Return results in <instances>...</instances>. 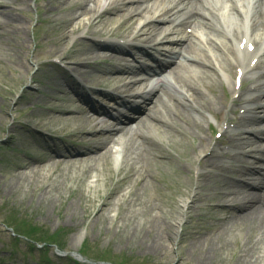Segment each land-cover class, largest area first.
Instances as JSON below:
<instances>
[{
	"label": "rangeland",
	"instance_id": "1",
	"mask_svg": "<svg viewBox=\"0 0 264 264\" xmlns=\"http://www.w3.org/2000/svg\"><path fill=\"white\" fill-rule=\"evenodd\" d=\"M49 1L17 0L11 8L14 7L15 15H19L16 17L20 18L22 24L17 27L21 31L10 25L4 28L6 37L0 38V264H37L39 259L47 255L54 257L53 253H56L55 244L50 245V249L44 248L48 250L46 252L38 248L31 251L25 240L12 239L13 230L33 238L38 247H42L46 234L63 248L61 252L65 255L81 252L87 254L91 261L113 259L114 263L123 261L124 264H250L251 260H256V264H264V241L255 245L260 238L264 240V225L262 230L257 228L255 232H250L254 226L249 223L257 217L256 214L232 218V215L244 212L240 204L226 209L224 203L195 200L200 191L197 185V172L201 169L199 159L212 152L227 156L217 158L221 172L214 174V177L247 187L251 191L264 188V184L255 187L246 180L250 174H256L259 182L264 183V159L260 157L264 149L253 150L258 144L263 143L264 146V137H255L254 143L250 145L237 144L231 140L228 132H223L226 117L234 119L242 115L236 79L221 72L226 63L222 58L226 59V55L211 41L216 40L218 44L230 47L229 38L212 29L210 33L200 29L205 38L208 36L207 40L201 41L198 36H193L194 50L207 54L206 57L212 56L209 58L218 69L194 61L190 66L179 65L173 73L174 79L178 80L180 74L183 81L200 87L203 101L210 103L213 110L197 112L170 100L176 114L175 110L164 105V101L169 98L162 92L161 104L150 105L151 113L165 116L170 122L151 115L146 117L143 113L144 119L133 124L132 129L121 138V143L129 142L132 134L142 131L156 142L153 145L154 153L136 163L132 170L134 160L122 162L124 145H120L122 152L119 153V160L115 157L117 153L106 151L100 155L105 152L104 147L94 148V139L102 141L104 137L100 130L103 120L107 118L99 117V124L87 121L86 116L92 112L82 110L88 107L77 93L82 91L80 84L92 87L94 89L88 88L85 92L89 106L102 107L117 114L123 111L102 93L106 91L111 92L113 97L118 94L128 99L131 97L135 91L124 92L120 85L135 79V74L117 69H122L120 67L123 64L138 67L142 45H132L135 54H130L121 52L123 50L112 43L125 44L128 39L126 36L134 30L133 37L143 19L140 14H136V29L117 35L115 28L128 17V11H117L110 24L103 27L101 24L90 31L87 26L88 15H81V25L77 23L79 19L74 22V27L68 28L78 30L68 34L62 55L54 56L49 52L52 45L49 44L51 41L47 33L48 29H53L48 20L54 16L68 17L70 13L56 15L52 10L43 11L41 6H51L47 4ZM149 31L158 35L149 28L142 33L147 34ZM164 35L165 32L157 37L160 39ZM144 36L140 39L143 40ZM254 36L259 37L258 34ZM97 39L102 42L101 45H97ZM152 44L159 46L160 42L155 40ZM84 45L90 46L98 58L89 61V65H83L82 74L73 70L75 65L72 61H85L79 50ZM116 47L120 50L114 49ZM229 58L235 62L233 57ZM189 71H194L196 76L190 77ZM113 76L122 78L114 81L111 79ZM142 82L140 78V84L131 90L142 89ZM250 84L251 81L247 79L243 87ZM211 85L215 87L208 88ZM225 91L229 93V108L235 107L238 111L234 114L225 110L220 113L223 120L217 121L210 112H219L218 102H222ZM62 110L74 111V116L67 120L59 119L58 112ZM256 110L261 120L253 125L264 130V108ZM188 120L201 123L204 131L198 132L188 125ZM115 124L111 120L107 125ZM148 130L149 135L146 132ZM219 132H223L222 142L218 138ZM208 137L207 140L203 139ZM134 140L149 144L139 137ZM112 145L108 143L107 146ZM224 147H231L232 150ZM241 147L253 151L246 154L241 152ZM186 149H189L191 162L182 155ZM58 152L77 156H73L72 160L58 158ZM234 154L237 158L232 159ZM47 156L53 158L41 166L35 165L36 160ZM57 160L61 162L55 163ZM23 162L32 165L24 168ZM208 169L205 167L203 171ZM128 176L130 179L126 180ZM179 180L192 184L190 187L182 185L177 188L176 182ZM210 188L211 184L207 185V191L202 194L213 195L214 189ZM130 192H135V195L130 197ZM182 200H187V215L177 233ZM155 213L161 216L165 214L170 236L161 232L160 239H157L155 235L159 233L158 227L156 231L150 232L149 226ZM144 228L145 232L150 233L141 239L137 234ZM254 253L257 254L253 258ZM66 263L73 264L71 260Z\"/></svg>",
	"mask_w": 264,
	"mask_h": 264
},
{
	"label": "bare ground",
	"instance_id": "2",
	"mask_svg": "<svg viewBox=\"0 0 264 264\" xmlns=\"http://www.w3.org/2000/svg\"><path fill=\"white\" fill-rule=\"evenodd\" d=\"M22 2H25V0H22ZM143 2L144 0H50L47 4H51V6H48V7L45 5L41 6L43 11L46 12V11L52 10V12L56 13V15H68L69 13L70 15L68 17L54 16L53 18L48 20L49 23L51 24V28L53 29V30L48 29V33H47L48 36L50 37L49 41H51L49 42V44L52 45V48L51 50H49V52L55 54L54 56L62 55L63 47H64V44L66 43V38L68 37V34L70 32L75 33L78 30V28H73V29L70 28V30H68V28L70 26L74 27V22L76 23L77 20L79 19L80 21L77 23L81 25L82 23L81 15L83 16L88 15V18H87L88 25L87 26L90 31L91 29L93 28L95 29L101 24H102L101 25L102 27L103 25L106 26L110 24V22L114 20V17L117 15V11L119 10L128 11L129 15L126 19H123L120 22V24L115 28L116 30L114 32L118 33L117 35H120V34L122 35L127 32L129 33L133 29H136L135 25L138 21V19L135 17L136 14H140L141 19H143V22H144L142 27H140L138 31H136L134 38L130 39L132 33H134V30L131 32V34L129 33L126 36V37H129L127 39L128 42L136 41L140 39L143 35H145L143 40L140 39L142 42L144 43L154 42L155 40L153 36L154 33L147 32V34H144L142 32H144L145 29H147L148 27H153V31H156L157 30L156 22L158 20H166L167 22H169V26L170 25L172 26L168 28L170 32L169 36L166 35L164 39L171 40L177 44L188 43L187 45L178 48V50H180V49H183L184 47L186 48V51H187V48H189L191 45L189 44L190 41L189 42L186 40L181 41V39L187 38L183 34L184 33L183 26L193 16L192 10H190L191 12L190 11L184 12L181 7V4H177L174 6L171 5L169 10L161 13L160 10L156 11V9L152 8L153 5H155V3L159 2L158 0H154V3L151 5V7L148 4L144 5ZM16 3H17V0H0V38L6 37L4 28L10 25H12L11 26L12 28H16L19 31H21V28L17 27V25L22 24V22H19L20 18L16 17L19 15H15L14 7L11 8V5L16 4ZM89 3H92V5L90 6ZM39 6H40V3H39ZM194 11H195L196 18H200L206 27L215 28L214 29L215 31L221 32L222 34L227 35L230 38V43L232 47L227 48L225 46L224 47L221 46L220 48L223 52H225V55H226V59L224 57L222 58V60H224L226 63L224 67L220 65V67H223L221 69L225 70L226 73L231 78H235L239 72L242 75L243 80L248 77L253 78L255 75L258 76L254 79L253 83L247 89L241 92L242 93L241 100L243 101L242 108L244 109V112L250 115V118H252L253 108L257 104H259L261 108H264V105H263L264 102L261 101L262 97L264 96V68L257 69V65L255 66L254 63H250L249 61L240 60L238 57L235 56L234 49L236 48V51L240 54L242 51L246 50V54L248 55L247 57L259 54V58L262 59V61H264V32L261 33L260 38L259 37L256 38L254 36L259 33L258 32L259 30L264 31V3H263V0H253L252 2L250 0H231V11H229L227 14H224L221 10L217 8H210L208 9L207 12L202 11L199 8H195ZM168 29L162 28L160 33ZM109 32H111V30ZM173 33L176 35H173ZM25 42L26 41H24V43ZM214 43L220 46L216 41H214ZM251 43H253L255 46V50L253 52L248 51V49H246L245 47H244V50H242L241 46H244L246 44L248 45ZM97 45H100V44L97 43ZM174 49L176 48H172V50ZM79 50H80V55H82V57L81 56L79 57H81L85 61H80V60H76L74 62L72 61V63L75 65L73 67V70H78L83 74L84 71L82 69V66L89 65L90 64L89 61H91L92 59H97L98 54L93 52L91 47L88 45H84V47L80 48ZM74 51L75 49L72 50V52ZM193 53L195 54L188 53V52L187 53L182 52L181 58L183 59L182 60L180 59L179 63L185 61L186 59H190V60L198 61L200 63L211 65L216 70L218 69L215 67L214 62L209 57L207 58L206 56H203L200 52H193ZM231 55L236 58L235 62L230 60L229 57ZM93 64H97V62H93ZM186 65L189 66V63H187ZM144 68H148V67L144 66ZM174 68L172 67L171 69L173 70ZM189 73L191 74L190 77L196 76V73L194 71H189ZM162 77H159L157 82H155L152 86H150V89H149L150 92H147L148 100L151 99L150 98L151 92H155L156 91L155 89L160 87L158 90H161L164 88L168 89V91H165L164 93L167 94L169 100L164 101L165 104L163 102L162 103L166 105L167 108L171 107L170 110H175L174 105L169 103L170 100L177 101L183 105H186L187 107L192 108L193 110H196L197 112H201L202 110H208V111L213 110V107L210 103L203 101V97L201 93L202 91L196 84H193L188 81H183L182 75L180 74H178V77H177L178 80L174 82L166 78L165 75H163ZM121 78L122 76L111 77V79H113L114 81H116V79L118 81ZM137 82L139 81L136 79L135 81L131 82L128 85L125 84V85H120V86L123 88H126L127 86L136 84ZM147 87H149V85ZM213 87L215 86L214 85L208 86V88L210 89ZM80 94L84 100L87 99L84 91H81ZM162 98H163L162 94L159 93L156 95L155 100L152 102L155 105L161 104L160 102L162 101L161 100ZM228 98H229V93L225 91L222 102H218L220 105L219 109L221 111L227 108ZM137 101L139 100H133L130 103L128 102V104L133 105L132 103L136 104ZM90 109L93 110L91 107ZM82 110L88 111V109H82ZM95 112L97 113L101 112L100 115L102 114L107 115L108 110L99 109L98 111H95ZM143 113L146 117H149V115H151L153 118H156L158 120H161V121L163 120L167 122L169 121V120H166L165 116H161V115L157 116V115L152 114L151 107H148L147 112L144 111ZM142 114L139 115V113H136L135 116L132 117L130 121H127V118L125 119L121 117V115L120 116L118 115L117 116L118 118H115L117 120V124L114 127L107 126V125L102 126V131L100 134L104 137L102 138V141L94 139V148L97 149V146H99L100 148L104 147L105 152L103 151L102 153H100V155H102L103 153H106V151H110V153L111 152L117 153L118 155L115 157L117 160H119L120 155H121L119 153L122 152V150H120L121 148L120 145L121 144L122 146L124 145L123 152H122L123 153L122 162L123 163L126 162L127 159L134 160L133 166L131 168L133 170V167L136 165V163L141 162L142 160H144V158L149 157V155L154 153L153 145H156V142L150 139L148 136H146L145 132H142V131H136L134 134H132L129 139V142L123 141V143H121L122 142L121 138L123 137V135H125L132 129L133 124L140 123V121L144 119V116H141ZM176 114H177V111H176ZM73 116H74V111H71V110H62L58 112L59 119L67 120V119L72 118ZM178 117L182 119L181 115H178ZM86 119L87 121L95 122L99 119V116L98 114L92 113L91 115L88 114L86 116ZM227 122L231 123L232 121L228 119ZM187 123L188 125H191L192 127L196 128L198 132L204 131V126L201 123H198L196 120H194V122L192 120H188ZM148 129L151 130L150 127ZM150 130L146 131L148 135L150 133ZM255 130H261V129H255ZM239 134L241 135H240V138H237L238 140H242L241 142L243 143H251L252 142L251 134L259 135L261 134V132L253 131V129H249V127L245 126V128H243V133H239ZM135 137H139L141 139L147 140L149 144L146 145L144 144L143 141L137 142L136 140H134ZM198 137L200 138V136ZM203 139L207 140L209 139V137L203 138ZM237 139H235V141H238ZM108 143H113L114 145L107 146ZM261 147L262 146L258 145V146H255L254 148L258 149ZM90 151L91 150L89 149L88 152ZM92 151H96V150H92ZM58 154L60 155V157L58 158H67L71 160L74 159L72 158L73 156H77V155H71V153L69 156H67L63 152H58ZM132 155L134 156L132 157ZM182 155L184 156V159H187L189 162H191L189 149H186L185 151H183ZM215 156L216 155L214 153H209L199 159L200 167L209 166L211 170L208 172L198 173V181H199V188L201 189V191H207V185L215 183L214 190L218 192L214 193L211 196L207 193L202 194L199 192L195 200L201 201V202L225 201L228 203L232 202V203H237L242 206H245L246 208H248V210L244 214H242V216H249V215L253 216V214L257 215V217L255 219H252V221H250L249 223L254 226L252 227L253 230L250 227L251 229L250 232L251 231L255 232L257 228L259 229V231L262 230V227L264 225V188L261 191H248L244 189V187L242 188L237 185H234L233 187L230 183H228L227 181H224L223 179L213 178L214 176L212 174L213 173L218 174L219 170L221 169L219 162H217L215 159ZM84 157H89V156L84 155ZM52 158H53L52 156L40 157L39 161L36 160L37 163H35V165L41 166L45 164L46 162H48L49 160H51ZM32 159L33 158H31V160ZM60 160L55 161V163H60L61 162ZM31 165L32 163L30 162L22 163V166L24 168H28ZM249 178H250L249 179L250 184L255 187H261L264 184L263 182L258 181V178L255 174L254 176L249 177ZM125 179L129 180L130 176H128ZM191 184L192 183L189 181L185 182L182 180H179L178 182H176L177 188L182 185H185L186 187H190ZM111 194L112 193H110L109 195ZM133 194L135 195V192H132V193L130 192V197H133ZM105 203L103 204V206L106 205ZM103 208L104 207H102L99 210V213L103 210ZM186 208H187V200H182L181 206L179 207L181 215L179 216L177 225H176L177 233L179 232L178 230H179V227L181 226L182 219L185 217L184 215L186 213ZM166 220L167 218L165 214L164 215L162 214L161 216L155 213V215H153L152 222H151V225L149 226V229L151 230L150 232H152L153 230L156 231L157 227L160 229L159 233L155 235L157 239H160L159 236L161 235L160 234L161 232L162 233L166 232V234L168 233L169 236L171 235L169 232H167L168 225L166 224ZM245 225L246 224H244V226ZM150 232L149 231L145 232V228H144L137 235L138 237L143 239L144 237H147L146 235H148ZM261 241H264L263 238H260V240L255 245L258 246V244ZM194 243H196V241ZM254 254L255 255L253 256V258L256 256L257 253H254ZM256 263H257L256 260L250 261V264H256Z\"/></svg>",
	"mask_w": 264,
	"mask_h": 264
}]
</instances>
